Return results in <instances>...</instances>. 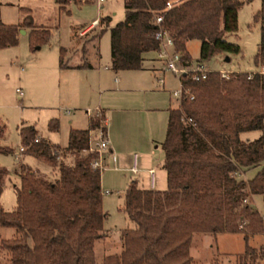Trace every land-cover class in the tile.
Instances as JSON below:
<instances>
[{
    "label": "trees",
    "instance_id": "1",
    "mask_svg": "<svg viewBox=\"0 0 264 264\" xmlns=\"http://www.w3.org/2000/svg\"><path fill=\"white\" fill-rule=\"evenodd\" d=\"M69 1L54 0L62 13ZM166 1L123 0V18L108 26L113 71L142 66L143 54L158 48L154 38L158 25L167 30L172 49L184 64L192 60L186 48L192 38L199 40L195 59L239 51L238 44L224 36L235 32L237 9L250 0H170L169 7ZM155 15H161L158 24ZM252 19L259 22L260 41L253 62L260 66L264 63V0ZM98 21L107 26L109 17L99 16ZM25 27L32 48L47 40L48 29L35 27L31 15L25 14L16 24L0 19V48L15 44L18 29ZM64 48L59 47L60 66L66 64ZM180 78L193 96H182L177 107L168 108L160 142L165 188L127 182L122 210L133 227L119 230L121 250L105 255L102 264H192L188 245L194 232L241 233L242 264H264L263 244L247 243L249 237L263 232L264 222L246 202L264 186V70L258 68L250 78L223 79L209 68L202 79L193 80L187 73ZM99 119L89 116L86 128L70 127L65 145L48 142L32 123L19 124L22 153L50 168L42 173L23 162L14 168L15 204L9 210L0 205V226L16 231L15 236L0 238L9 264H95L93 243L104 235L105 212L101 169L90 165L95 152L88 149V132L99 126ZM47 128L55 130L57 120L49 119ZM256 129L261 130L257 137L240 139V132ZM10 151L11 147L0 145V152ZM257 165L254 175L243 182L245 170ZM6 174L0 166V194Z\"/></svg>",
    "mask_w": 264,
    "mask_h": 264
},
{
    "label": "rangeland",
    "instance_id": "2",
    "mask_svg": "<svg viewBox=\"0 0 264 264\" xmlns=\"http://www.w3.org/2000/svg\"><path fill=\"white\" fill-rule=\"evenodd\" d=\"M259 4L260 0H250L238 7L237 29L235 32L226 33L224 38L238 44L239 51L212 55L205 60L210 69H235L242 72L255 71L258 68L264 70V63L259 66L253 62L260 34L259 22L252 19V14L258 9ZM65 8L67 13L57 10L52 0H0V19L4 23L16 24L25 14H30L35 27L47 28L49 31L47 40L38 43L36 49L30 46L28 27L22 28L24 32L20 30L21 28L18 29L15 44L0 48V145L12 148L10 152H0V166L7 170L2 183L0 205L3 209L9 210L15 204L13 184L18 182V178L14 168L21 157L15 159L14 154L19 144L20 123H32L37 131L50 141L64 144L69 127L86 126L87 115L84 112L86 108L92 113L96 106L105 107L106 126L108 121L110 132L111 130L114 132L118 153L113 151L117 156L115 166L111 154L104 153V167L100 171L101 207L105 212L102 226L104 235L94 241L93 254L95 264H102L105 255L118 253L121 250L119 230L133 227V222L122 210L123 192L127 180L137 178V183L145 186L146 169L153 166L156 167V187H165L164 174L160 168L163 158L160 141L164 135L165 120L163 105L167 101L168 94L171 97L169 91L178 87V81L171 72L164 70L162 74L164 90L157 89L161 86L156 85L158 83L156 77L154 75L150 77L146 73H143L144 79L143 76L139 78L134 76L129 78L128 85L122 86V82H119L118 87L122 88L115 89L117 84L111 78L117 76L121 80V73L107 69L108 74L103 78L100 89L89 84V79L83 73L61 69L58 64V50L60 46L68 47L74 43L72 34L74 27H80L94 17L108 16L107 26L97 19L96 23L83 33L95 36L97 49L95 65L101 67L109 54L108 26L124 16L123 0H104L100 5L94 0H72L65 5ZM80 40L90 48L85 39ZM186 46L190 57L195 59L198 56L199 40L189 39ZM79 48L76 49L75 54L65 52L64 61L71 63L82 59ZM227 56L229 59L225 60ZM17 87L20 93L15 91ZM171 99L174 100L173 97ZM66 110H69V113H66ZM101 115L103 114L91 116L101 118L103 117ZM53 118L57 120V128L49 130L47 122ZM68 118L73 121L70 125L67 122ZM260 133L261 130L257 129L242 131L239 137L252 139ZM133 153L137 155V161L134 162L136 173L128 170ZM21 160L42 173L48 172L50 168L46 162L27 154L22 153ZM263 162L264 156L261 163ZM259 167L260 165H257L246 169L240 178L246 182V179L252 177ZM246 202L261 212L264 209V186L261 192L248 197ZM15 235L14 228L0 226V238ZM244 243L242 234L238 232L216 234L194 232L188 251L192 264H242ZM247 243L264 246V230L249 237ZM0 264H9L7 254L2 249H0ZM244 264H253V262ZM257 264H260V261Z\"/></svg>",
    "mask_w": 264,
    "mask_h": 264
},
{
    "label": "crops",
    "instance_id": "3",
    "mask_svg": "<svg viewBox=\"0 0 264 264\" xmlns=\"http://www.w3.org/2000/svg\"><path fill=\"white\" fill-rule=\"evenodd\" d=\"M54 4H56L54 2V0H52ZM69 2H72V0H70ZM76 3H80V2H76ZM57 6V10L61 11V9L59 8V6L56 4ZM62 12V11H61ZM68 11H66L65 13H67ZM99 17V16H98ZM98 17H94L90 20V22L80 26V27H74V29L72 30V34L74 35L73 37V40H74V43L71 45V46H68V47H65L64 48V53H63V56H62V60H65L64 59V54L68 53V54H75L77 53L76 49L79 48L80 46V54H81V58L82 59H78V60H75V61H71V63H66L65 66H60L61 69H65V70H68V71H75L77 73H83L84 76H86L88 79H89V84H92L93 86H95L96 88H100L102 89V80L103 78L108 74V72L106 71L107 69L108 70H111L112 72L116 73V72H119L121 73V77L122 79L120 80L119 77L117 76H113L111 78V80L117 84V86H115L114 88L115 89H119V88H122L121 86L118 87V84L119 82H122V86H125V85H128L129 84V78H133L134 76H136L135 78H139L141 76H143L142 79L145 78L144 74L143 73H146L148 76L152 77L154 75V77H158V76H163V72H164V68L162 66V60L160 58L157 57V54H156V51L155 50H152V51H147L143 54V60H142V66L138 69H121V70H117V71H113L110 66H109V54H108V57L105 61V63L101 66V67H97L95 65V60L97 59V49H96V44H95V36H93L92 34L91 35H88V34H83L86 29H88V27H90L91 25L95 24ZM96 20V21H95ZM24 32V31H23ZM85 39L87 44L90 46V48H87V46H85L84 44H82L81 40L79 41V39ZM187 43V42H186ZM83 45V46H82ZM38 48V47H37ZM187 48V46H186ZM36 49V48H35ZM68 50V51H67ZM78 50V49H77ZM70 51H75V52H70ZM66 52V53H65ZM229 59V56H227V60ZM97 61V60H96ZM70 62V61H69ZM58 64H59V50H58ZM123 70H129L128 72H122ZM148 70V71H147ZM131 71H140L139 73H133ZM74 72V73H75ZM169 72V71H168ZM174 76V75H173ZM163 79V77H162ZM158 84L161 86V88H157V89H160V90H164L163 89V86H164V80H162V83H156V85L158 86ZM172 90V89H171ZM171 90L169 91L170 93V96L174 98V100L171 99V97H169V94L167 96V101L165 103L164 106V112H165V120H164V132H165V125H166V119H167V112H168V108H175L178 106L179 104V100L174 97L172 94H171ZM99 100H101L99 98ZM100 106V107H99ZM99 106H96L98 107L101 112L103 113V115H105V107L99 105ZM115 110V109H113ZM66 113H69V112H66ZM87 115V114H86ZM105 117V116H104ZM88 115H87V118H86V126L85 127H74V128H86L88 126ZM106 119V118H105ZM67 122L70 124H72V120L70 118L67 119ZM113 123V122H112ZM111 123V124H112ZM34 125V124H33ZM108 121H107V126L105 124V129H106V135H107V138H108V148L105 152V155L107 154H111V160H113V164L114 166L116 165L115 161L117 160V156L113 153V151L117 152L118 153V150L116 149V146H115V138H114V132H110V126L108 127ZM114 126V125H113ZM35 127V126H34ZM36 128V127H35ZM70 128V127H69ZM37 130V129H36ZM38 132V131H37ZM68 132V131H67ZM39 135L43 136L41 133L38 132ZM44 137V136H43ZM164 137V135H163ZM19 138V136H18ZM48 142L50 143H58V142H54V141H50L48 138L44 137ZM163 139V138H162ZM162 141V140H161ZM160 141V142H161ZM66 143V142H65ZM64 144H60V145H65ZM59 144V143H58ZM19 145V144H18ZM18 149V148H17ZM117 150V151H116ZM163 152V151H162ZM17 153V152H16ZM15 153V154H16ZM14 154V155H15ZM21 157L22 159V152H20V155H19V158ZM20 159V162H23ZM137 161V155L135 153L132 154L131 156V160L129 162V165H128V170L131 172V173H136L137 172V169L136 167L134 166V162ZM26 165L30 166L29 164H27L25 162ZM31 167V166H30ZM130 167H134L135 168V171H131L130 170ZM160 168L162 169L163 171V174H164V179H165V171L164 169L162 168V160H161V163H160ZM149 169H152L151 171H149ZM155 175H156V167H153V166H149L147 167L146 169V177H147V183L145 186H142V185H139L137 183V178H133V179H128L127 182L129 180H135L136 184L139 186V187H145V188H156V189H163V188H158L156 187L155 185ZM126 182V184H127ZM146 182V181H145ZM165 188V187H164Z\"/></svg>",
    "mask_w": 264,
    "mask_h": 264
},
{
    "label": "built area",
    "instance_id": "4",
    "mask_svg": "<svg viewBox=\"0 0 264 264\" xmlns=\"http://www.w3.org/2000/svg\"><path fill=\"white\" fill-rule=\"evenodd\" d=\"M97 4H101L104 0H94ZM171 1H166V7L170 6ZM154 23L158 24L161 20V15L154 16ZM96 21V20H95ZM154 38L158 41V48L155 50L157 57L162 60V66L165 70L171 72L174 76H176L178 81V87L171 90V94L176 97L178 100L182 96H188L191 98L193 95L188 90V88H183L181 83V74L187 73L191 79L199 80L206 76L209 67L205 63V60L201 59H192L188 64H184L180 61V55L178 52L172 49V39L169 36L166 29L162 28L161 26H157L154 30ZM219 72L220 78L228 79L231 77H235L237 75H241L244 78H250L254 71H241V70H231V69H224L220 68L217 69ZM262 71V70H260ZM158 83H162V76H158L157 78ZM17 93H20V89L17 87L15 88ZM93 112L89 108H86L84 112L89 116L92 114L96 116H100L101 111L98 107H94ZM69 112V110H66ZM100 113V114H99ZM101 119V121H100ZM99 119V126L96 129H91L88 132V149L92 152H95V156L91 159L90 165L91 167L101 169L104 167V153L108 148V138L106 135V129H103L102 126L105 127L106 119L105 117H101ZM38 136L34 137V140H37ZM24 146L22 144L18 145L17 153L14 155V158L17 159L22 152ZM131 171H135L134 167H130ZM152 169H149L151 171ZM107 190H105L106 192ZM261 219L264 221V209L259 212Z\"/></svg>",
    "mask_w": 264,
    "mask_h": 264
},
{
    "label": "water",
    "instance_id": "5",
    "mask_svg": "<svg viewBox=\"0 0 264 264\" xmlns=\"http://www.w3.org/2000/svg\"><path fill=\"white\" fill-rule=\"evenodd\" d=\"M20 30L23 32V29L22 28ZM37 47H38V45L35 46V48H37ZM224 59L227 60V57H225Z\"/></svg>",
    "mask_w": 264,
    "mask_h": 264
}]
</instances>
